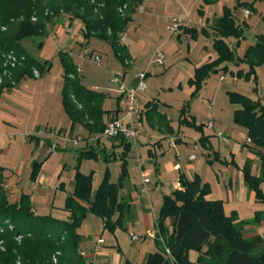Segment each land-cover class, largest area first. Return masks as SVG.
Returning <instances> with one entry per match:
<instances>
[{
	"label": "rangeland",
	"instance_id": "374dc122",
	"mask_svg": "<svg viewBox=\"0 0 264 264\" xmlns=\"http://www.w3.org/2000/svg\"><path fill=\"white\" fill-rule=\"evenodd\" d=\"M228 1L231 0H211L208 3L204 0H142L145 14H140L136 10L138 16L134 20V25L131 24V30L139 41L130 45L133 59L127 60L130 62L129 65H124L116 58L111 47L104 41L93 38L84 42L81 35L71 37L75 41L70 47L72 62L76 69L81 70V74H78L80 84L86 89H95L105 94L101 101L105 111H121L123 106L120 94L116 91L118 85L111 84L110 79L126 72L123 83L130 86L136 74L148 67L146 89L138 93L140 104L144 107L147 100L151 98L158 100L163 107L160 112L170 120L169 125L173 134H180L182 138V142L176 143L173 152L168 148L170 140L168 138L161 140L157 175L147 154L145 142L140 139L139 156L147 163L146 169L153 188L147 197L138 194L139 172L136 169L137 157L134 147H130L127 153V179L130 180L131 187H135L130 192V198L138 220L133 223L126 219L124 227L114 231L113 237L123 254V261L142 264L144 255L157 250L163 253L165 264H175L163 233L160 232L163 244L158 242V245L154 240L143 238L131 241V237L134 235L143 237L147 231L155 230V227L150 230L145 228V224L149 225V219L143 212L147 210L149 216L158 215L163 195L171 192L180 176L187 179L197 176L201 183L207 184L209 188L207 197L223 201L226 212L236 215L237 226L242 228V234L246 239L258 236L264 239V203L253 200L242 173V168L247 163L251 174L257 177L260 162L247 139L245 148L242 143L236 146L235 140L242 142L237 137L244 132L233 123L232 115L236 107L231 104L228 96V92H237L250 99L264 101V65L256 69L255 76L246 78L245 74L249 70L247 65L226 63L216 72H210L199 87L188 83L193 78L196 67L217 58L211 25L216 18L223 15L224 7L231 9L237 24L244 27V39L238 45L236 40L226 39L236 57L242 58L256 37L264 36V2ZM238 2L253 3L252 14L246 21L242 16L243 7L234 9ZM180 18L182 20L177 34L170 36L168 26ZM60 23L67 25L69 23L67 17L61 15L53 25H49L46 37H32L22 42L25 50L32 53L42 64L48 61L50 69L37 71L38 77L26 78L1 94L0 168L3 169L4 189L11 203L18 201L21 195L27 194L30 195V205L35 208L36 216L65 220L64 204L68 191L73 187L76 172L92 174V189L95 191L106 173L111 183L118 182L123 160L119 156L122 148L116 150V154L119 153L117 157L113 156L111 141L97 140L98 134H89L79 125L71 127L63 110L61 91L64 84V68L58 52H64L63 41L69 26L65 28L58 25ZM74 24L80 29L81 25L75 20L70 21L69 28L73 29ZM182 26L196 29L197 35L192 37L185 33ZM53 34L56 41L52 38ZM39 44H42L41 48ZM84 46H88L89 52L100 56L99 64L93 62L91 54L79 57L84 54ZM156 50L163 52V65L153 62ZM43 66L45 68V65ZM238 71L242 72V76H237ZM9 81L11 78L5 77L0 85ZM158 109L160 110L159 105ZM183 110L194 119V126L187 122L180 123V114ZM187 113L185 112L183 116L186 119ZM119 115L122 116L121 113ZM210 123L217 128L232 130L238 136H235V139L234 137L228 139V143L224 142L216 136L213 129L205 127ZM196 126H201V129ZM136 128L145 136H153L154 131L145 119L142 122L137 121ZM78 137L81 141L74 147L72 142ZM202 139H207L208 149L202 145ZM105 142L108 145H105ZM88 148L95 150L96 157L80 158V152ZM192 154L196 157L194 162L188 160ZM45 158L48 160L42 165ZM35 163H40L35 181H39L41 193L36 191L35 181L30 176ZM61 187L63 190L58 189ZM260 187L264 191V184ZM77 232L80 237L88 239L81 243L83 244L81 248L88 246L91 248L99 236L106 242H110L109 239L112 237L103 230L100 218L91 214L81 222ZM21 239L22 237H15L17 243H20ZM261 247L263 244L256 251L258 252ZM81 248L79 246V249ZM108 251L105 253L115 254L114 248ZM198 256L199 253L192 250L188 253L189 260L193 263ZM200 264L222 263H219L215 256L211 258L203 254Z\"/></svg>",
	"mask_w": 264,
	"mask_h": 264
},
{
	"label": "trees",
	"instance_id": "16d2710c",
	"mask_svg": "<svg viewBox=\"0 0 264 264\" xmlns=\"http://www.w3.org/2000/svg\"><path fill=\"white\" fill-rule=\"evenodd\" d=\"M210 1L204 0L206 3ZM256 1L264 2L253 0ZM141 3L142 0H0V75L8 54H14L19 63L14 69L8 68L11 81L0 85V96L20 81L34 77V70L50 69L48 61L42 64L25 50L22 42L32 37H46L48 26L61 15L67 17L69 25L73 20L81 25L85 41L94 38L106 42L124 64L129 57L125 46L119 43V36L127 30ZM252 5L238 2L234 9L243 7L251 11ZM182 29L192 37L197 35L196 29ZM211 29L215 35L213 47L217 58L196 68L188 83L199 87L210 72H216L226 63L245 64L249 69L245 77L255 76L256 69L264 65V36H257L243 57L238 58L226 41L232 38L238 45L244 39V27L237 24L232 10L224 7L223 15L213 21ZM58 56L64 68L61 103L71 127L79 125L89 134L101 133L105 127L103 116L111 115L101 105L105 94L84 88L71 57L62 51ZM237 76H242V72L238 71ZM228 96L236 107L233 123L246 132L250 147L260 162L257 177L251 174L247 163L243 166L244 181L256 201L264 203V191L260 187L264 184V101L250 99L237 92H228ZM119 112L114 111L110 120L115 119ZM151 112H155L154 107ZM185 112H181L180 118ZM186 122L194 126V119L189 122L180 120V123ZM197 128L201 129V126ZM114 139L122 147L119 156L123 164L118 182L111 183L106 173L93 191L92 174L76 172L73 190L64 204V210L69 213L65 221L34 215L29 195L23 194L18 201L11 203L4 189L3 169L0 168V264H53V256H56L57 264H86L79 255L81 237L77 230L88 214L100 218L103 230L109 233L124 227L131 213V198L128 194L120 195V191L128 175L126 157L131 143L122 137ZM201 143L204 147L208 145L207 139H202ZM95 157L93 149L80 152V158ZM39 166L40 163L33 164L30 176L34 181ZM179 184V190L162 197L156 218V227L166 236L175 264H200L203 254L217 257L222 264H264V239L259 236L246 239L242 228L237 226L236 215H227L221 200L206 199L209 193L207 184L201 183L197 176L192 180L180 176ZM15 237H22L20 243L15 241ZM191 250L199 253L195 263L188 257ZM144 264H165L163 253L148 254Z\"/></svg>",
	"mask_w": 264,
	"mask_h": 264
},
{
	"label": "crops",
	"instance_id": "0c3cea01",
	"mask_svg": "<svg viewBox=\"0 0 264 264\" xmlns=\"http://www.w3.org/2000/svg\"><path fill=\"white\" fill-rule=\"evenodd\" d=\"M228 2H232V1H228ZM144 10H145V8L143 7V10H142V12H140V14H145V11ZM137 16L138 15H136V13L134 15H132V20L128 24V27H127V30H126V40H125L124 46H125V50L127 52V55L129 57V59H133L132 54H131L130 49H129L131 43L134 44V43H136V41L137 42L139 41V38L135 34H133V32L131 30V24L134 25V20L137 18ZM181 17H183V15H181ZM246 19L247 18H244L243 17V20L244 21H246ZM197 23H198V19H197ZM58 25L63 26L65 28L67 26L70 27L69 24L65 25V24L60 23ZM74 25H75L74 28H73L74 30L72 28L67 27L68 28L67 29V32H66L67 33L66 34L67 36H66L65 40L63 41L64 42V45H65L64 46L65 48L63 50H64V52H66L71 57V59H72V54H71V51H70V47H71V45L75 44V41L71 37L72 36L76 37V36H79V35L82 36L81 26H80V29H79V26H77L76 24H74ZM77 28L79 29L78 31H76ZM182 28H188V27L182 26ZM53 35H55V34H53ZM212 38L213 39L215 38L214 35L212 36ZM84 42H86V41H84ZM79 43H80V41H79ZM81 43H83V42H81ZM83 49L89 50L88 46H84ZM92 51H95V50H92ZM156 51H159V50H156ZM83 52H84V50H83ZM160 52H162V51H160ZM83 55H79V57L80 58H83L82 57ZM197 63H199V62H197ZM147 68L148 67H146V70L145 71H142V72H145L146 73V77L148 76ZM125 74H126V72H123V74H122L123 78H124ZM134 83H135V78L132 80L131 85H134ZM94 91H96V90L94 89ZM146 104H145L146 106L142 107L143 111H142L141 118L139 119V121L142 122L145 119V121L148 123V125L151 127V129H153V131H154L153 132V136H151V137L145 136L137 128V130L139 132V136L137 138V141H136L135 145L131 144V147H134V150H135V153H136V157H137L136 158V167H137L136 169L139 172L137 161H138V159L142 160L141 157L139 156V152H138V150H139V141H140V139H142L145 142V146L147 147V154L150 157L151 161L153 162L155 175H157L158 172H159V167L157 165V158H158V153L160 152V148L162 146L161 140L168 138V140H170L169 141V144H168L169 151L173 152L175 150V148H176V143L182 142V138H181V135L180 134H173V131H172L170 125H169L170 120L168 119V117L163 116L162 113L160 112L163 107H161L162 105H161V103L158 100H156L155 98H151V99L147 100V103ZM122 105H123L122 106V110L119 112V113L122 114V116H120L119 113L115 116L118 119H122L123 118L124 103ZM158 105H159L160 110L158 109ZM152 107L155 108V112H151ZM103 110H105V109H103ZM109 112H110L111 115H109V116L108 115L103 116L104 124H106V122L109 119H111L112 116L114 117V115H113V112L114 111H109ZM186 116L188 117V119H186V117H181L179 120L186 119V120H189L190 121V119H193L191 117V115H189L188 113L186 114ZM212 126H213V124H212ZM218 127H220V126H218ZM212 129L215 132H222L225 135V137L227 138V143H228V139H231L233 137H234L233 139H235V136H238L232 130H229V129H226V128L223 129L221 127L220 128H217V127H214L213 126ZM243 132H244L243 134H240V136L237 137V139H241L242 142H237V140H235V141L237 143L236 146L238 144H241L242 143L243 147L245 148V146H246L245 145V142H246V139H247V135H246V132L244 130H243ZM92 135H94V134H92ZM105 141H111V145H112V148L114 150L113 151V156H116L117 157L118 156L117 154H119V153L116 154V150L118 151L119 148H122L120 146L119 142L117 140H115V139H109V140H105ZM105 145H108V143L105 142ZM49 146H50V144H49ZM194 148L197 149V146L194 145ZM206 148L208 149V145L206 146ZM88 149H91V148H88ZM190 156H194V155L192 154ZM189 157H188V160L190 162H194L196 160V157L195 156H194V159L193 160H190ZM47 160H48V158H45L43 160V163L41 162L42 165H44V163ZM255 163H257V161H255ZM146 164H147L146 161H144V167L143 168L148 173V171L146 169ZM83 175H87V174H83ZM193 178H194V176L190 177L188 180H192ZM149 179H150L149 190H148L147 193H142V191H141L142 190V183H141V179H140V175H139V177H138V190H139L138 191V194L140 193L141 195L147 197L151 193V191H152L153 188H152V181H151L150 175H149ZM35 189H36V191H38V193H41V191L39 190L40 189V184H39V181L38 180L35 181ZM55 189L56 188L53 189V193L54 194H55ZM58 189L63 190L62 187L61 188H58ZM132 189H135V187H131V182H130L129 179H127V182L125 184V187L120 191V195H126V194L130 195V192L133 191ZM179 189H180V184H179V180H177L176 183L174 184L171 192L168 193V194H164V195H170L174 190H179ZM72 190H73V187L71 188L70 191H68L67 196L69 194H71ZM250 194H251L253 200L256 201L254 199L253 193L250 192ZM206 199L207 200H213V199H209V197H207V196H206ZM31 207H32V212L35 215L36 214V210H35V208H33V205ZM133 207H134V205H133V202H132V199H131V213L127 216V220L126 221L135 223V222H137L138 217H137V214L134 213ZM224 210H225V204H224ZM225 212H226V210H225ZM143 213H144V215H146V217L148 216V219H149V225H146L145 224V228L147 230H150L151 228H154V227L156 228V218H157V215L156 216L155 215H152V216L150 215L149 216L147 210L144 211ZM64 214H65L64 215V218H66L65 220H68L69 213L68 212H65ZM226 214L227 215H230L227 212H226ZM66 215H67V217H66ZM54 219H56V218H54ZM57 220H60V219H57ZM65 220H61V221H65ZM150 222H151V224H150ZM105 232H107V231H105ZM107 233H109V232H107ZM109 234H110V236H112L111 239H109L110 242H106V240H103L102 236H99V238L97 239V241L95 242V244L91 248H90V246H88L86 248H84V247L81 248L83 246V244H81V243L83 241L88 240L85 237H81V240H80L81 241L80 242L81 245L79 244V246H80V248L82 250L79 249V255H81V253L83 254L82 257L85 260L86 264H132L129 260L123 261V259H124L123 258V254L120 252V249L118 248V245H117V242L115 240V237H113L114 233H109ZM99 240H103V242L102 243H99L98 242ZM113 248L115 249V254L109 255L110 253L109 254L108 253H105V251H108V249H113ZM155 252H157V250ZM155 252L147 253L146 255H144L143 256V259H142V262H143L142 264H144L145 258H146V256L148 254H152V253H155ZM105 261H106V263H105Z\"/></svg>",
	"mask_w": 264,
	"mask_h": 264
},
{
	"label": "built area",
	"instance_id": "2783aa9c",
	"mask_svg": "<svg viewBox=\"0 0 264 264\" xmlns=\"http://www.w3.org/2000/svg\"><path fill=\"white\" fill-rule=\"evenodd\" d=\"M137 10H138V13L142 12L143 10L142 4L138 6ZM251 14L252 13L249 9H245V8L242 9V16L244 18H248L249 16H251ZM181 20L182 18L176 19L172 22L170 26H168L167 30L170 36L177 34V31L180 27L179 23L181 22ZM32 21H35V18H33ZM1 30L3 31L4 28H1ZM52 38L54 41H56L55 35H52ZM125 40H126V31L120 34L119 43L121 45H124ZM88 54H91V58H93V62L95 64H99L101 62L100 56L98 54H93L92 52H89L86 49L84 50V55L82 57ZM153 62H155L157 65H163L164 64L163 53L160 51H156ZM18 64H19L18 59L14 54L10 53L6 56V61L4 64H2L3 70H2V74L0 75V84H2V81L3 79H5V77L11 78L10 70L8 68L14 69L16 68ZM124 64L129 65L130 62L125 61ZM76 72L80 74L81 70L76 69ZM33 76L38 77V73L36 70L33 71ZM69 77L72 78V76H69ZM145 79H146V73L142 71L136 74L135 83L134 85H131V86H126L123 83L122 75L114 76L110 79L111 84L118 85V88L116 91L120 94V96L122 97L123 103H124L123 118L122 119L115 118V119L109 120L105 124L103 131L97 135L96 139L109 140V139H114L117 137H122L125 140L129 141L131 144L135 145L137 138L139 136L138 130L136 128V123L141 118V114L143 111L139 98H138V93L146 89ZM221 79L223 78L221 77ZM205 127L207 129L213 128L211 123L206 124ZM216 136L220 138L222 141L227 142V138L222 132H216ZM80 141H81V138L79 137L77 139H74L72 142L73 146L77 147ZM189 159L193 160L194 156H190ZM137 163H138L139 175H140V179L142 183L141 191L142 193H147L149 190V184H150L149 175L143 168L144 161L138 159ZM0 232H2V229H0ZM140 238L147 239V240H154L156 242L163 244V238L157 227L155 228L154 231H147L143 237H139L136 235L132 236L131 241H138ZM98 242L102 243L103 240H99ZM82 255L83 254L81 253V256ZM52 262L53 264H57L56 256L52 257Z\"/></svg>",
	"mask_w": 264,
	"mask_h": 264
}]
</instances>
